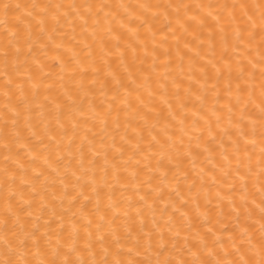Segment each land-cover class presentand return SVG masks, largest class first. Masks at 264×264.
Wrapping results in <instances>:
<instances>
[{"label":"bare ground","instance_id":"bare-ground-1","mask_svg":"<svg viewBox=\"0 0 264 264\" xmlns=\"http://www.w3.org/2000/svg\"><path fill=\"white\" fill-rule=\"evenodd\" d=\"M262 150L264 0H0V262L260 260Z\"/></svg>","mask_w":264,"mask_h":264},{"label":"snow or ice","instance_id":"snow-or-ice-1","mask_svg":"<svg viewBox=\"0 0 264 264\" xmlns=\"http://www.w3.org/2000/svg\"><path fill=\"white\" fill-rule=\"evenodd\" d=\"M5 9H7L8 5H4ZM264 151V150H262ZM211 231V230H209ZM239 251V249H237ZM257 255H261L262 258L260 260L253 261L251 258L245 259L243 256L240 257V260L237 262V264H264V245L261 246L260 252L257 253ZM0 264H10V261H3L0 262ZM51 264H56V261H52ZM64 264H69L67 260L64 261ZM115 264H121L120 261H116ZM165 264H171V261H166ZM227 264H233L232 261H228Z\"/></svg>","mask_w":264,"mask_h":264}]
</instances>
